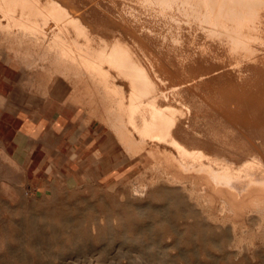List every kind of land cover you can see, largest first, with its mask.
Listing matches in <instances>:
<instances>
[{
    "label": "bare ground",
    "instance_id": "obj_1",
    "mask_svg": "<svg viewBox=\"0 0 264 264\" xmlns=\"http://www.w3.org/2000/svg\"><path fill=\"white\" fill-rule=\"evenodd\" d=\"M3 52L139 166L120 203L0 220V264H73L86 239L110 264H264V0H0Z\"/></svg>",
    "mask_w": 264,
    "mask_h": 264
},
{
    "label": "rangeland",
    "instance_id": "obj_2",
    "mask_svg": "<svg viewBox=\"0 0 264 264\" xmlns=\"http://www.w3.org/2000/svg\"><path fill=\"white\" fill-rule=\"evenodd\" d=\"M0 55L5 58L11 57L4 52ZM19 62L17 65L26 69L25 75L31 74L27 72L26 66ZM58 80L66 85L69 95L72 94L71 85L62 78ZM45 83L46 80L34 78L32 86L39 89ZM26 90L29 91L30 88ZM33 92L37 90L33 89ZM50 98L47 99L49 104L47 115L54 119L64 118L60 124V127L67 130L64 135L51 134L48 140L34 142L16 139V143L13 144L15 150L12 145L0 143V220L9 226L55 201L94 202L102 195L104 188L110 193L123 192V198L109 196L106 199L108 202L115 201L111 203H120L121 199L126 200L127 194L123 184L131 176L134 168L139 166L135 160L120 166L116 164L117 161L113 160V157L120 149L118 141L114 142L112 151L103 155L98 145L102 141L101 143L106 146L108 129L97 120L84 123L86 112L81 105L72 101L70 104L68 100H64L65 97L53 98L55 100ZM45 137L47 139V136ZM93 151L94 153L86 160L87 154ZM98 152L100 155L96 156ZM14 233H17V230L7 234L11 236ZM14 245L6 249L20 246L23 248L21 242H15ZM101 245L94 246L87 239L81 240L75 249L73 264H110L109 255L97 254ZM22 248L18 250L21 254L24 253ZM15 253L5 252L6 264H24L14 261ZM65 256L60 258L61 263L58 264H68L69 258ZM53 259L52 255H47L42 263L54 264Z\"/></svg>",
    "mask_w": 264,
    "mask_h": 264
},
{
    "label": "crops",
    "instance_id": "obj_3",
    "mask_svg": "<svg viewBox=\"0 0 264 264\" xmlns=\"http://www.w3.org/2000/svg\"><path fill=\"white\" fill-rule=\"evenodd\" d=\"M11 62H13L12 57L2 58L0 55V143L12 145L15 150L13 144L16 143V139L21 141L27 139L29 142H34L42 141V139L48 140L51 134L64 135L67 130L60 127L64 118L48 117L47 99L51 97L50 100H55L53 98L65 97L64 100L70 103L71 94L67 92L66 85L59 83L48 92L42 93L35 86L24 82L26 69L21 65H13ZM26 88L30 90L27 91ZM33 89L37 92H33ZM101 142L98 148L103 155L113 150V145L105 146ZM94 151L87 154L86 160Z\"/></svg>",
    "mask_w": 264,
    "mask_h": 264
}]
</instances>
